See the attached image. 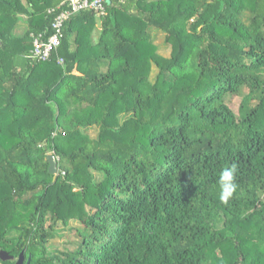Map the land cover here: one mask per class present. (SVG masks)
I'll return each instance as SVG.
<instances>
[{"label": "trees", "instance_id": "trees-1", "mask_svg": "<svg viewBox=\"0 0 264 264\" xmlns=\"http://www.w3.org/2000/svg\"><path fill=\"white\" fill-rule=\"evenodd\" d=\"M62 1L0 0V264H264V0H108L34 60ZM149 28L173 39L163 64Z\"/></svg>", "mask_w": 264, "mask_h": 264}, {"label": "built area", "instance_id": "built-area-1", "mask_svg": "<svg viewBox=\"0 0 264 264\" xmlns=\"http://www.w3.org/2000/svg\"><path fill=\"white\" fill-rule=\"evenodd\" d=\"M107 2L108 0H63L56 7L58 12L54 8H50L48 12L54 14L50 23L51 32L48 35L44 31L31 34L32 48L29 56L37 61L49 60L60 44L65 21L71 15L83 10L93 11L97 15H104ZM57 62L62 64L63 59L57 57Z\"/></svg>", "mask_w": 264, "mask_h": 264}, {"label": "rangeland", "instance_id": "rangeland-1", "mask_svg": "<svg viewBox=\"0 0 264 264\" xmlns=\"http://www.w3.org/2000/svg\"><path fill=\"white\" fill-rule=\"evenodd\" d=\"M25 22H20L18 29L25 30L26 26H24ZM92 29L96 30L97 35H99L100 31V21L98 18H94V21L92 22ZM92 30V31H93ZM149 35L153 41V44L156 45V55L154 59L157 61L158 64H163L164 60H166L167 57H169L172 54L173 51V39L165 40V35L158 31L155 28H149L148 29ZM157 63L154 62V60H151L150 63V71H149V78L152 81L155 78V75L158 71ZM240 101V96L235 94H230L226 97V102L228 106L233 110L235 113H237L238 104ZM97 129L91 128L89 130V135L91 137H94L96 135ZM52 153V152H49ZM80 224L75 220H70L67 225H63L59 223L57 225V228L59 231V235L54 238L52 242V248L53 250H63L65 245L69 243H73L76 241V236L74 235L73 227L79 226ZM26 258V257H25Z\"/></svg>", "mask_w": 264, "mask_h": 264}, {"label": "clouds", "instance_id": "clouds-1", "mask_svg": "<svg viewBox=\"0 0 264 264\" xmlns=\"http://www.w3.org/2000/svg\"><path fill=\"white\" fill-rule=\"evenodd\" d=\"M238 171V166L233 163L228 167L221 169L217 185L219 188L220 199L223 203L227 204L229 199L233 196L238 188L236 182V174Z\"/></svg>", "mask_w": 264, "mask_h": 264}, {"label": "water", "instance_id": "water-1", "mask_svg": "<svg viewBox=\"0 0 264 264\" xmlns=\"http://www.w3.org/2000/svg\"><path fill=\"white\" fill-rule=\"evenodd\" d=\"M47 162H48V173L53 176V180L56 178L57 175V161L56 158L52 153L47 154ZM23 254L22 252L19 253L18 257L16 258V261L14 264H23ZM14 257L5 250H0V260L6 261V260H13ZM29 263V258L26 261V264Z\"/></svg>", "mask_w": 264, "mask_h": 264}, {"label": "crops", "instance_id": "crops-1", "mask_svg": "<svg viewBox=\"0 0 264 264\" xmlns=\"http://www.w3.org/2000/svg\"><path fill=\"white\" fill-rule=\"evenodd\" d=\"M24 3H25V0H22ZM19 17L21 18V21L20 22H25V19H26V17H27V15L26 14H19ZM19 22V23H20ZM24 26H26V23L25 24H23ZM18 26H19V24H18ZM18 26H17V28H15V30H14V33L15 34H21L22 32H23V30H21V29H18ZM98 37V35H97V32H96V30H94L93 32H92V38H93V40H95L96 38Z\"/></svg>", "mask_w": 264, "mask_h": 264}]
</instances>
